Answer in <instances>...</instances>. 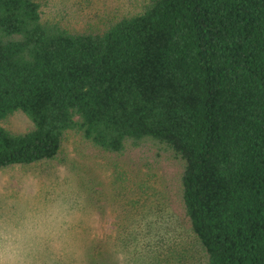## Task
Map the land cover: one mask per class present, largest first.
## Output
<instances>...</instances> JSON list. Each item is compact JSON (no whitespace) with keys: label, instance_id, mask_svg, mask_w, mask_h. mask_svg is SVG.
Masks as SVG:
<instances>
[{"label":"trees","instance_id":"1","mask_svg":"<svg viewBox=\"0 0 264 264\" xmlns=\"http://www.w3.org/2000/svg\"><path fill=\"white\" fill-rule=\"evenodd\" d=\"M42 3L0 0V169L56 159L68 134L100 156L145 147L172 163L162 193L204 264H264V0L92 20ZM14 112L29 130L2 126Z\"/></svg>","mask_w":264,"mask_h":264},{"label":"rangeland","instance_id":"2","mask_svg":"<svg viewBox=\"0 0 264 264\" xmlns=\"http://www.w3.org/2000/svg\"><path fill=\"white\" fill-rule=\"evenodd\" d=\"M47 11L67 13L71 19H96L111 11L138 7V0H43ZM134 11V10H133ZM13 133L31 128L21 112L2 120ZM172 163L155 160L142 147L121 156H100L68 134L56 159L0 169V196L35 192L57 173L70 172L83 199V214L76 226L73 257H59L54 264H204L192 237L177 231L179 217L171 194ZM154 193L142 197L141 184ZM145 198V199H143ZM135 200L138 203H135Z\"/></svg>","mask_w":264,"mask_h":264},{"label":"clouds","instance_id":"3","mask_svg":"<svg viewBox=\"0 0 264 264\" xmlns=\"http://www.w3.org/2000/svg\"><path fill=\"white\" fill-rule=\"evenodd\" d=\"M0 196V264H54L73 257L83 199L70 172L35 192Z\"/></svg>","mask_w":264,"mask_h":264}]
</instances>
